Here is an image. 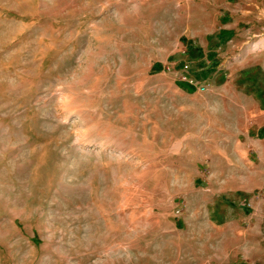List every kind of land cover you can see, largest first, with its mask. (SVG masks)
<instances>
[{
    "label": "rangeland",
    "instance_id": "374dc122",
    "mask_svg": "<svg viewBox=\"0 0 264 264\" xmlns=\"http://www.w3.org/2000/svg\"><path fill=\"white\" fill-rule=\"evenodd\" d=\"M0 264H264V0H0Z\"/></svg>",
    "mask_w": 264,
    "mask_h": 264
},
{
    "label": "built area",
    "instance_id": "2783aa9c",
    "mask_svg": "<svg viewBox=\"0 0 264 264\" xmlns=\"http://www.w3.org/2000/svg\"><path fill=\"white\" fill-rule=\"evenodd\" d=\"M185 79H186V78H185ZM186 80H187L188 82H192L191 77L187 78ZM201 89H204V87L202 86Z\"/></svg>",
    "mask_w": 264,
    "mask_h": 264
}]
</instances>
